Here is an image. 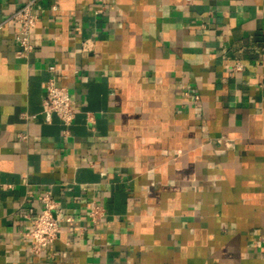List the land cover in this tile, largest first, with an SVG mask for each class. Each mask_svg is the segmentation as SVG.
I'll return each instance as SVG.
<instances>
[{"label": "crops", "instance_id": "1", "mask_svg": "<svg viewBox=\"0 0 264 264\" xmlns=\"http://www.w3.org/2000/svg\"><path fill=\"white\" fill-rule=\"evenodd\" d=\"M27 1L0 0V264H264V0H36L24 56ZM47 192L73 219L37 254Z\"/></svg>", "mask_w": 264, "mask_h": 264}, {"label": "built area", "instance_id": "2", "mask_svg": "<svg viewBox=\"0 0 264 264\" xmlns=\"http://www.w3.org/2000/svg\"><path fill=\"white\" fill-rule=\"evenodd\" d=\"M35 3L36 0L24 2L8 17V19L13 20L17 24L18 32L16 39L19 43L18 52L24 56L29 55L35 49L32 31L39 17L38 13L34 10ZM92 46L93 43L90 39L85 40L83 43V48L86 50L91 49ZM242 66L241 63L237 64V68L239 69ZM50 69L55 70V66L51 65ZM186 93L190 94V90L186 91ZM199 100L200 94L194 92L193 101L198 103ZM41 114L47 122H51L54 115H57L64 125V133L67 135L71 133L70 127L77 114L76 103L69 89L57 83L56 74L51 76L47 82ZM19 136L22 139L29 138L26 133H20ZM40 198L44 202V206L32 218V226L28 232L33 238L32 251L37 254L42 253L55 242L59 236L63 220L70 221L73 219L72 215L65 214L60 202L55 200L50 192L41 195ZM105 213L106 207L104 204L94 202L90 207L89 217L93 222H96Z\"/></svg>", "mask_w": 264, "mask_h": 264}]
</instances>
